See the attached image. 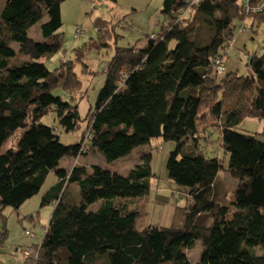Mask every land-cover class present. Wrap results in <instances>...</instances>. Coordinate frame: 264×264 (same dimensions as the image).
Wrapping results in <instances>:
<instances>
[{
    "label": "trees",
    "instance_id": "16d2710c",
    "mask_svg": "<svg viewBox=\"0 0 264 264\" xmlns=\"http://www.w3.org/2000/svg\"><path fill=\"white\" fill-rule=\"evenodd\" d=\"M64 1L5 0L0 9V149L15 138L0 153V219L7 207L17 210L37 195L49 173L56 179L40 197L41 208L53 206L42 237L20 248L30 251L25 264H264V142L237 130L249 117L264 126V51L247 55L245 75L225 69L218 79L210 60L223 59L235 22L249 19L251 32L261 27L264 47V10L245 15L241 0H164L162 23L143 47L114 48L95 104L81 118L76 97L67 94L80 85L73 60L53 70L41 61L63 44ZM93 24L101 34L74 49L79 62L90 48L110 47L109 21ZM33 27L40 40L29 36ZM50 113L56 127L41 122ZM83 120L79 141L62 144L55 132H74ZM152 139L176 144L166 173L181 189L173 198L187 203L175 208L168 227L135 229L158 179L151 152L125 175L95 165L60 167L93 153L111 163ZM209 141L227 155L226 165L206 152ZM220 171L234 181L229 191L217 180ZM197 242L193 262L188 253Z\"/></svg>",
    "mask_w": 264,
    "mask_h": 264
},
{
    "label": "rangeland",
    "instance_id": "374dc122",
    "mask_svg": "<svg viewBox=\"0 0 264 264\" xmlns=\"http://www.w3.org/2000/svg\"><path fill=\"white\" fill-rule=\"evenodd\" d=\"M163 1L101 0V6L94 9H92L91 4L87 0H65L61 3L62 26L59 32L63 35V44L56 53L49 58L41 59V61L49 70H53L62 62L73 60L72 70L75 79L77 78L76 80L80 81V85L75 89L71 88V91L67 94L76 97L75 101L81 118H84L89 109L95 104L98 91L104 83V72L114 54V48L116 46L132 47L136 43H138L137 47H143L147 43L146 36L151 32H156L159 29V24L162 23L163 17L159 15V11L162 8ZM4 2L5 0H0V9ZM97 18L109 21L110 28L113 30L109 41L110 47L99 50L90 48L84 52L82 61L79 62L78 59L76 60L74 49L80 47L84 42H88V39H95L98 34H101L100 28L98 26L94 27L93 24V21ZM250 25L251 21L249 19L243 23L235 22L231 44L224 49V52H221L225 69L237 71L239 75L246 74L245 60L247 55L259 56L264 51L262 28L254 26L255 32H251L249 29ZM76 28L81 29L85 35L75 36ZM95 28L99 31H96ZM29 36L36 40L41 39L37 27L31 28ZM11 46L15 51H18L17 45L13 44ZM83 64L85 65L84 67ZM215 76L219 79L223 75L215 73ZM53 94L61 96L62 93L59 90H55ZM67 94L62 95L65 96L64 99L66 101L69 99ZM41 122L50 127L57 126L54 113L44 116ZM84 126L85 120L81 121L79 129L74 132L64 133L61 129H58L55 133L62 144L74 145L79 141ZM237 130L253 134L264 142V126L256 118H244L239 123ZM213 136L211 139H214ZM14 142L15 138L6 141L0 149V153L10 148ZM202 146L209 155L213 154L221 158L224 165H226L227 155L223 153L216 142L209 141ZM175 147L176 144L174 142H162L160 139H152L149 145L137 146L127 156L111 163L105 162L99 153H93L89 154L85 159H80L81 157L64 159L61 164L67 168L80 163L87 165L89 168L90 165H95L103 170L125 175L134 164L140 163V156L143 153L151 152V168L157 174L158 179L155 181L151 180V193L142 204L144 213L136 221L135 229L141 231L150 225L168 227L171 224L175 208L187 205L185 197L182 195L178 199L173 198V191L181 193V189L170 183L167 178L166 161L169 153ZM54 179V175L49 173L37 195L27 200L17 210L11 207H7L4 210V222L0 219V237L4 235L0 247V264H25L27 259L24 260L18 252H15V248L30 246L33 242H38L42 237L53 206L48 205L41 208L40 197L54 183ZM217 180L221 182V185L227 191L234 185V181L225 174V171L218 173ZM171 187L173 190L169 189ZM30 216L32 217L30 218ZM26 230L32 232L36 239L30 240L25 235ZM200 251L201 246L197 242L195 247L188 253L190 260L196 262Z\"/></svg>",
    "mask_w": 264,
    "mask_h": 264
},
{
    "label": "built area",
    "instance_id": "2783aa9c",
    "mask_svg": "<svg viewBox=\"0 0 264 264\" xmlns=\"http://www.w3.org/2000/svg\"><path fill=\"white\" fill-rule=\"evenodd\" d=\"M91 2V6L94 9L95 7H100L101 6V0H89ZM200 0H184L185 3H187L188 6L190 5H195L199 2ZM264 10V0H241V11L248 16H252L255 14H259ZM181 13V12H179ZM180 14H178V19H180ZM85 33L81 29H75V36H83ZM150 38H153V35L149 36ZM211 63L215 69V73L218 75H223L225 72V67L223 64V60L219 58L218 56H215L210 59ZM16 252L22 258L27 259L30 256V251L29 250H24V249H17Z\"/></svg>",
    "mask_w": 264,
    "mask_h": 264
},
{
    "label": "crops",
    "instance_id": "0c3cea01",
    "mask_svg": "<svg viewBox=\"0 0 264 264\" xmlns=\"http://www.w3.org/2000/svg\"><path fill=\"white\" fill-rule=\"evenodd\" d=\"M63 160H64V159H63ZM63 160H62V161H63ZM62 161L60 162V167L67 168L66 166H62V164H61ZM80 164H82V163H80ZM72 166H73V165H72ZM72 166H70V168H71ZM90 166H93V165H90ZM70 168H67V169H70ZM55 182H56V179H54V183H55ZM54 183H53V184H54ZM45 191H46V190H45ZM45 191H44V192H45ZM16 248H17V247H16ZM16 248H15V250H16ZM18 249H20V248H18Z\"/></svg>",
    "mask_w": 264,
    "mask_h": 264
},
{
    "label": "clouds",
    "instance_id": "9594fccd",
    "mask_svg": "<svg viewBox=\"0 0 264 264\" xmlns=\"http://www.w3.org/2000/svg\"><path fill=\"white\" fill-rule=\"evenodd\" d=\"M18 248H16V250H17ZM16 250H15V252H16ZM25 260V259H24Z\"/></svg>",
    "mask_w": 264,
    "mask_h": 264
}]
</instances>
